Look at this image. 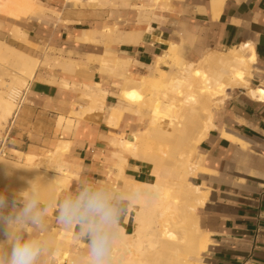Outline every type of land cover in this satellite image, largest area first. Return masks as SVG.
I'll use <instances>...</instances> for the list:
<instances>
[{"label":"crops","instance_id":"obj_1","mask_svg":"<svg viewBox=\"0 0 264 264\" xmlns=\"http://www.w3.org/2000/svg\"><path fill=\"white\" fill-rule=\"evenodd\" d=\"M63 1L59 20L24 26L25 41L45 51L36 49L37 54L30 55L38 59V65L22 93L26 101L10 120L0 144L3 154L12 158L53 150L59 142L65 146L59 164L71 176L50 205L47 232L39 234L48 240L55 230L64 229L56 219L57 201L74 191L81 180H103L113 187H123L122 177L151 181V164L122 150L125 161L120 173L117 148L112 146L114 138H130L143 128L126 111L116 127L106 124L111 106L119 103L116 93L126 71L146 74L156 65V58L165 54L169 42L176 44L178 51L182 45L191 56L204 49L250 45L257 68L250 81L264 87V0H223L216 13L211 0H160L154 11L142 10L147 22L138 24L135 13L129 10L122 19L117 18L116 22L129 26H112L121 34L108 47L99 43L106 28H101L102 15L96 8L88 9L97 1L70 5ZM89 31L92 40L84 39ZM134 32L138 38L132 36ZM103 55L118 59L116 67L109 68L111 72H104L96 59ZM123 60L128 65H123ZM82 96L102 99L103 110L82 115L88 104ZM212 118L215 127L198 143L194 154L202 158L206 171L191 176V182L205 192L196 216L209 244L199 261L264 264V97L252 98L233 89ZM126 215L120 225L127 232L132 229V215L125 221ZM64 230L71 236L70 251L82 253L85 246L74 240V230ZM53 249L50 243L40 264L56 263Z\"/></svg>","mask_w":264,"mask_h":264},{"label":"bare ground","instance_id":"obj_2","mask_svg":"<svg viewBox=\"0 0 264 264\" xmlns=\"http://www.w3.org/2000/svg\"><path fill=\"white\" fill-rule=\"evenodd\" d=\"M80 1L82 0H66L68 5ZM159 1L152 2L157 4ZM222 1L211 0L215 13ZM6 7L32 14L37 4L32 0H0V12L4 13ZM104 31L108 34L114 33L116 38L121 34L115 27ZM21 33L15 30L12 35ZM134 33H131L132 36L137 35L135 37L138 38V34ZM126 34L132 37L130 33ZM21 35L25 39V34ZM79 39H82V36ZM84 39H93L90 31L84 34ZM7 51L14 55V63L13 68H9L11 79L10 83L6 84L7 91L0 90V126L7 117L15 116L18 112L21 101L12 113L13 101L21 95V89L27 87L38 65V59L0 40V61L5 59ZM96 59L104 67L118 62L117 58L107 55ZM156 61L151 75H134L129 71L122 75L123 82L120 91L116 93L119 103L111 106L106 117V124L116 127L124 110L143 102V91L149 90L153 103L147 116V126L136 131L130 138L116 137L112 141V146L117 148L116 155L119 156V172L121 173V164L125 161V156L119 148L134 151L137 136L147 138L149 134H162L173 138L185 126L187 119H194L195 125L185 139L182 149L176 155H170L173 160L171 163L175 162L180 167V176L177 180L167 179L169 170L160 174L157 167L150 170L151 181H130L122 177L123 187L135 193L136 198L135 203L127 211V215H132V230L126 232L120 225V236L114 248L115 264H201L199 256L206 250L209 242L207 234L198 226L196 209L203 204L205 192L189 178L198 171L206 170L201 164L202 158L195 157L194 151L207 132L215 127L212 107L221 103L229 91L238 89L252 98H263L264 87L262 84L253 85L250 81L256 69V56L250 45H239L224 51L210 50L200 61L194 63L183 62L179 57L178 46L169 42L165 54L157 57ZM175 62L177 63L175 73L166 78V70L160 65L166 66ZM3 63L0 62L1 67H5ZM122 63L128 65L127 60H123ZM1 75L0 71V87L3 83ZM82 97L88 101L82 115L103 110L102 99ZM161 101H166L167 104L163 105ZM163 123L166 126H163ZM222 135L231 137L226 133ZM63 150L65 146L56 145L55 149L49 151L47 161L56 170L55 173L41 170L35 162L36 155L30 157L24 154L25 162L14 161L11 164L1 159V156L0 190L17 193L27 189L29 182L34 181L42 201L54 205L56 197L66 187L71 176L63 171L59 164V156ZM163 222L169 223L170 227L177 226V229L166 231ZM70 237V233L64 229L55 230L50 237L56 263L71 264L72 258L77 255L68 250ZM0 239L3 237L0 236ZM82 246L85 245L82 243Z\"/></svg>","mask_w":264,"mask_h":264},{"label":"clouds","instance_id":"obj_3","mask_svg":"<svg viewBox=\"0 0 264 264\" xmlns=\"http://www.w3.org/2000/svg\"><path fill=\"white\" fill-rule=\"evenodd\" d=\"M135 198L126 187L84 179L57 201L58 224L74 230V240L85 245L71 264H115L121 219ZM50 207L42 201L34 181L11 196L0 191V264H40L50 247V241L39 235L47 232Z\"/></svg>","mask_w":264,"mask_h":264},{"label":"rangeland","instance_id":"obj_4","mask_svg":"<svg viewBox=\"0 0 264 264\" xmlns=\"http://www.w3.org/2000/svg\"><path fill=\"white\" fill-rule=\"evenodd\" d=\"M32 1L34 3H38L40 6V10L38 11V7H37L35 12L32 14L30 12H25L24 10L15 9L12 7H6L4 13L0 12V40L8 44L10 47L22 53H25L27 55L29 54V56L36 55L37 54L36 49L40 50L41 53H43L45 49L37 48L36 46H30V44H28L25 41V39L23 38V35H21L25 33L24 31L25 24L33 23V24L42 25V24H48L55 19L59 20L60 10H61L60 8L64 2L63 0H32ZM96 1L97 2L95 3V5L89 6L88 9L96 8L99 11V15H102V26H101L102 29L105 27H106L105 29H111V27L114 25H116L118 29L127 28L129 25L119 24V22H116L117 21L116 19L117 18L122 19V17H124V14L128 10L130 12L135 13L136 18H137L136 22L138 24H141L145 21L147 22L148 18H144L142 16V10L148 9L150 11L151 10L154 11L157 5L156 3L152 2V0H96ZM56 4L58 7H54ZM79 6H82V5H79ZM64 7L69 8V6L67 7V5H65ZM74 8L77 9V7H74ZM117 28L115 27L116 30ZM15 30H18L22 33L19 35L16 34V36H14L12 35V33ZM104 30L101 32V35L103 38L102 37L99 38V43H101L104 47H108V45L114 42L112 41V39H115L116 37H114L115 36L114 33L109 32L108 34V32H105ZM210 50L220 51L222 49H204L203 51H200L197 56H191L187 54L183 46L180 45L178 53H179V57L182 59L183 62L197 63L198 61L201 60L204 54L208 53ZM7 52L8 53L5 59L0 61L2 63L4 62L3 64L5 65V67L2 66L3 69L0 66V71L2 73L1 77L3 80L2 86L0 87L1 91L2 90L7 91L6 89L8 86L6 84H9L10 79H11L9 68H13L12 63H14V60H13L14 55L10 51H7ZM42 63L45 64L44 62ZM176 64H177L176 62L169 63L168 65L163 67L166 70V78L172 76L175 73L176 67H177ZM116 65L117 64H114L108 67L102 66V68L104 72H111L109 68H114L116 67ZM255 67H256V64H255ZM151 72H152V69H149L147 73L144 75H151L152 74ZM24 89L25 87L21 89V93H20L21 95H19V97L13 101L12 113L14 112L16 105L18 104L19 101H22L20 102V104L26 101L22 95ZM118 89H119V86H118ZM143 95H144L143 102L132 105L124 110L126 111L125 113H129L135 118V120L137 121L139 126H141V128H144L147 126V116L149 114L151 105L153 103V98L151 97L149 90H144ZM221 103H219L217 106L212 107L214 113L219 110ZM161 104L166 105L167 102L161 101ZM12 117H13L12 115L10 117H7L6 120H4V123H2V125L0 126V144L2 142L5 132L8 129V126L10 125V120L12 119ZM194 125H195L194 119H187L185 121V126L179 131V134L173 138L172 137L169 138V136L167 137L162 134H149L147 138L137 136L134 151L125 149V148H119V150L126 151L124 152V154H128L131 157L141 159L151 164V168L157 167L158 172L160 174H164L165 171L169 170L166 175L167 179L171 181L177 180L180 176V167L175 162L171 163V161L173 160L170 155L171 154L176 155L182 149L184 145V141L186 138H188ZM163 126H166V125L163 123ZM132 135L134 134L132 133ZM61 143L62 142H59L57 145ZM49 151L51 150L41 149L38 153H35L36 155L35 162L38 163L39 168L41 170H44L49 173H55L56 170L47 161L48 156L50 155ZM195 151H194V154H195ZM28 156L34 157V155H28ZM0 157L1 159H4L6 162L10 164L11 162L13 163L14 161L18 163L26 161V158L22 155L17 158H12L8 156L7 154L3 155V150H0ZM189 179L191 180V177ZM20 183L22 184V182ZM7 192L9 196L14 194L11 191H7ZM168 224L169 223L167 222L165 223L163 222V226L165 227L164 229L166 231L177 229V226L170 227V224H169V227H170L169 229ZM130 231H127V232H130ZM68 250H69V245H68Z\"/></svg>","mask_w":264,"mask_h":264},{"label":"built area","instance_id":"obj_5","mask_svg":"<svg viewBox=\"0 0 264 264\" xmlns=\"http://www.w3.org/2000/svg\"><path fill=\"white\" fill-rule=\"evenodd\" d=\"M4 155V154H3Z\"/></svg>","mask_w":264,"mask_h":264}]
</instances>
